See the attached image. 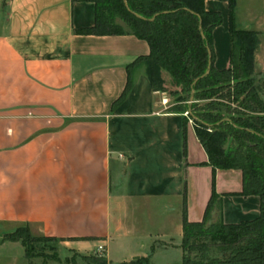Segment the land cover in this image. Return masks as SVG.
<instances>
[{
    "label": "crops",
    "instance_id": "crops-1",
    "mask_svg": "<svg viewBox=\"0 0 264 264\" xmlns=\"http://www.w3.org/2000/svg\"><path fill=\"white\" fill-rule=\"evenodd\" d=\"M222 21L213 27L214 66L230 65L229 7L205 0ZM88 0H0V264H66L27 256L26 225L80 255L108 264L143 258L180 264L182 215L200 220L213 169L184 113L165 105L143 67L126 96V64L149 51L132 33H80L94 22ZM237 27L258 33L253 77L264 76V0H235ZM220 198L213 218L259 214L257 194H239V168L214 170Z\"/></svg>",
    "mask_w": 264,
    "mask_h": 264
},
{
    "label": "trees",
    "instance_id": "trees-1",
    "mask_svg": "<svg viewBox=\"0 0 264 264\" xmlns=\"http://www.w3.org/2000/svg\"><path fill=\"white\" fill-rule=\"evenodd\" d=\"M95 6L94 22L77 28L80 33H132L148 42L149 51L126 64V83L114 104L130 90L134 73L143 67L153 90L175 95L169 109L193 119L196 136L212 166L210 197L200 220H189L185 205L182 215V258L180 264H264V98L253 77L254 50L258 33L237 27L235 0L229 7L230 65L214 66L212 29L222 21L218 10H207L205 0H88ZM209 71L203 74L208 66ZM203 74V75H202ZM170 82L168 87L167 82ZM191 91L193 94L190 100ZM183 114V145L185 126ZM239 168V194H257L259 214L238 222L212 217L220 208L214 188L215 168ZM26 225L6 237L37 239ZM44 237L56 239L52 236ZM87 257V255H82ZM92 264H108L102 254H91ZM143 258L117 264H146Z\"/></svg>",
    "mask_w": 264,
    "mask_h": 264
},
{
    "label": "rangeland",
    "instance_id": "rangeland-1",
    "mask_svg": "<svg viewBox=\"0 0 264 264\" xmlns=\"http://www.w3.org/2000/svg\"><path fill=\"white\" fill-rule=\"evenodd\" d=\"M170 87V82H167ZM255 84L259 86L261 97L264 98V76L260 77V82L255 81ZM166 95L165 105H169L175 102V95L168 92H164ZM190 101V100H188ZM188 119V117H187ZM26 245L28 247V253L31 256L40 257L43 261H56L66 264H92L93 258L91 254H87V257H83L78 252L68 249L62 242L57 239L38 236L37 239H26Z\"/></svg>",
    "mask_w": 264,
    "mask_h": 264
},
{
    "label": "built area",
    "instance_id": "built-area-1",
    "mask_svg": "<svg viewBox=\"0 0 264 264\" xmlns=\"http://www.w3.org/2000/svg\"><path fill=\"white\" fill-rule=\"evenodd\" d=\"M183 113L188 117V120L190 122H193V119L188 115V111L187 110H185ZM103 249H104V246L102 244H99L97 246V253L102 255V250Z\"/></svg>",
    "mask_w": 264,
    "mask_h": 264
},
{
    "label": "water",
    "instance_id": "water-1",
    "mask_svg": "<svg viewBox=\"0 0 264 264\" xmlns=\"http://www.w3.org/2000/svg\"><path fill=\"white\" fill-rule=\"evenodd\" d=\"M209 66H210V64L208 63L207 69H206V71H205L203 74H205V73H207V72L209 71ZM203 74H202V75H203ZM192 97H193V94H192V91H191L190 101L192 100ZM187 111H188V110H187Z\"/></svg>",
    "mask_w": 264,
    "mask_h": 264
}]
</instances>
